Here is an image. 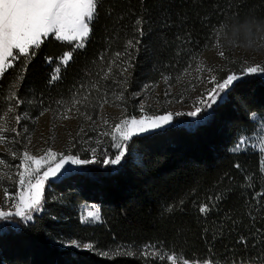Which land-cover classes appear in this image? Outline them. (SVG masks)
I'll return each mask as SVG.
<instances>
[{
	"label": "trees",
	"instance_id": "16d2710c",
	"mask_svg": "<svg viewBox=\"0 0 264 264\" xmlns=\"http://www.w3.org/2000/svg\"><path fill=\"white\" fill-rule=\"evenodd\" d=\"M263 37L264 0H101L83 48L49 36L26 70L21 57L4 72L0 121L11 107L37 118L74 100L96 115L113 94L131 99L145 86L179 79L220 41L247 45ZM67 53L71 61L53 80ZM13 92L23 103L8 99ZM253 114L264 118L259 74L234 83L195 126L136 135L120 164L51 181L32 221L0 220V264H168L169 254L190 263L264 264L262 157L233 151L255 131ZM84 204L99 206L101 223L81 222ZM73 240L92 248L65 249Z\"/></svg>",
	"mask_w": 264,
	"mask_h": 264
},
{
	"label": "rangeland",
	"instance_id": "374dc122",
	"mask_svg": "<svg viewBox=\"0 0 264 264\" xmlns=\"http://www.w3.org/2000/svg\"><path fill=\"white\" fill-rule=\"evenodd\" d=\"M70 43L76 44V42ZM220 51L224 52L223 57L219 55ZM65 57L66 54L57 61L53 78L57 79L60 69L64 68L71 61L69 59L65 64ZM257 64L264 66V37L259 42L247 45L220 41L213 50L201 56L193 70L185 72L179 79H164L152 86H145L139 93L133 95L131 99L124 97L123 99H119L120 95L115 96L113 94L111 100L104 103L103 107L100 106L98 108L96 115L91 114V112H94L91 111L92 107L87 108L90 112H85L80 109L77 111V108L72 105L68 107L72 108V111L67 113L71 117L70 119H64L62 116L68 108H61L55 113L43 112L44 114L37 118H30L22 114L20 116L24 118L17 123L14 117L18 114L15 111H8L0 121V127L9 129L7 132H0V135L6 138L3 143H0V161L4 162L0 164V209L15 211L13 207L15 203L14 197L22 191L21 185L18 183L17 173L23 171L22 167L17 166L22 164L20 157L24 151L37 158L46 156L47 151L51 149L52 152L78 156L80 159H92L91 150L96 149V163L86 165L66 164L55 176H50L45 181V193L51 181H56L63 175L65 176V174L78 171L87 166H105L102 163L105 156L114 157L117 155L120 149L116 148L115 145L117 143L126 145L130 141H122L118 136L117 139H113L114 126L121 120L140 119L144 115L161 116L171 112L173 113L171 122L157 129L181 122L195 126L199 123L198 119L206 117L211 111L212 107L206 108L204 105L198 103L201 99L206 100L208 92L215 87V84L211 82V78L215 77V82L220 83L228 75L235 74L239 79L235 80L234 84L243 76L249 75L244 71L247 67ZM232 85L225 89V91L220 92L216 102L212 105L223 101L226 97V92ZM166 92L168 93L167 95H165ZM127 104H129V107L126 106ZM195 107H201L203 110L196 117L188 116L187 113L193 111ZM142 108L143 110H141ZM177 112L184 113V115L177 116L175 115ZM88 116H91L92 119L89 120ZM253 120L256 123L255 131L253 134L244 136L238 141L240 143L243 139L245 143L239 150H235V152L257 151L260 153L262 161H264V152H261V147L264 146V118L255 115L253 116ZM13 128L16 129V132L11 131ZM24 129H27V131ZM157 129H150L144 133H135L131 138L136 135L150 133ZM15 137H18V140ZM236 146L233 148V151L236 149ZM13 153H15V156ZM58 159L59 156L53 159L51 164L54 166ZM42 164L40 173L48 167L43 161ZM30 166L34 167V165ZM262 168L264 172V164H262ZM34 182L35 178H33ZM5 188L8 190L9 198L7 202L5 200ZM24 190H26V185L24 186ZM90 211H98L100 220L95 221L89 218L87 214ZM35 213L37 212L32 211L31 215L33 216ZM79 216L81 222L85 224L101 223V211L96 204L82 205L79 209ZM12 217L22 219L17 216ZM23 221L29 222L27 220ZM82 246L77 248L72 246L70 242L64 248L78 251L89 250ZM180 261L177 258L176 264H180ZM167 263L172 264V261L167 259ZM189 264L192 263L189 262Z\"/></svg>",
	"mask_w": 264,
	"mask_h": 264
},
{
	"label": "snow or ice",
	"instance_id": "6c2138e0",
	"mask_svg": "<svg viewBox=\"0 0 264 264\" xmlns=\"http://www.w3.org/2000/svg\"><path fill=\"white\" fill-rule=\"evenodd\" d=\"M100 5L101 0H0V77L3 76L6 69L14 66L13 61L21 57H23L24 70H26L27 63L35 57L44 40L50 35L61 41L76 42L75 47L83 48L92 32L94 21L98 19V8ZM135 23L137 26H140L142 19H137ZM136 30L141 36L143 35L142 27H137ZM128 45L134 47L131 40L128 41ZM116 55L119 57L121 54L118 52ZM219 55L223 57L224 52L220 51ZM69 59H71V53L66 54L64 63L66 64ZM110 71L111 69H109ZM244 71L246 74L259 73L264 75V66L257 64L247 67ZM237 79L239 77L231 74L222 82L216 83L215 77H212L211 82L215 84V87L208 92L206 100L201 99L198 103L204 105L206 108H211L220 92L225 91ZM167 94L166 92L165 95ZM118 98L123 99V96L121 95ZM8 99H15L17 105L23 103V101L15 96L14 92ZM107 102L105 99L104 103ZM78 103H80L79 100H74L73 107ZM101 107H103V104H101ZM76 110L79 111V108ZM202 110L201 107H195L187 115L196 117ZM9 111H15V109L9 108ZM71 111L72 108L66 109L65 113L62 114L63 118L70 119L71 117L67 113ZM43 114L42 112L41 115ZM175 115H184V113L177 112ZM172 117L173 113L168 112L166 115L161 116L144 115L140 119L121 120L114 126L113 139H117L118 136L122 141L130 140L135 133L148 132L150 129H157L169 124ZM23 118L20 115L14 117L17 123ZM87 118L89 120L92 119L91 116ZM105 123L107 122L105 121ZM8 130L6 127H0V132H7ZM24 130L27 131V129ZM11 131L16 132V129L13 128ZM104 134L107 135L108 133ZM5 139L3 135H0V143H3ZM244 143L245 141L242 139L234 151L239 150ZM115 147L120 149L119 153L114 157L105 156L102 161L104 165H118L121 163L127 147L122 143H117ZM91 151L93 155L92 159H80L78 156L52 152L51 149L47 151L46 156L37 158L24 151L20 157L22 164L17 166L22 167L23 171L17 173L18 183L21 185L22 191L14 197L15 203L13 207L15 211L0 209V219L7 220L12 216H17L23 220L31 221L33 219L31 215L32 211L39 212L43 210L45 181L50 176H55L66 164L86 165L96 163V149H92ZM261 152H264V146L261 147ZM13 155L15 156V153ZM57 156H59V159L56 160L53 166L51 161ZM42 161L48 167L40 173V169L43 166ZM3 163V161H0V164ZM262 164H264V161H262ZM30 165H34V167ZM237 167L239 166L237 165ZM33 178H35L34 183ZM25 185L26 190H24ZM4 192L7 202L9 198L7 188L4 189ZM261 195L264 196V193H261ZM200 211H208L207 206L202 207ZM87 215L95 221L100 220L98 211H90ZM71 245L77 248L81 247L76 241H72ZM82 247L91 249L92 245L85 244ZM148 254L147 252L144 253V255ZM105 255L107 254L105 253ZM152 255L157 259H164L163 254L157 256L156 253H152ZM167 259L172 261V264H176L177 257L175 254H169ZM180 264H189V261L181 258ZM192 264H215V262L211 259H205L203 261L195 260Z\"/></svg>",
	"mask_w": 264,
	"mask_h": 264
}]
</instances>
